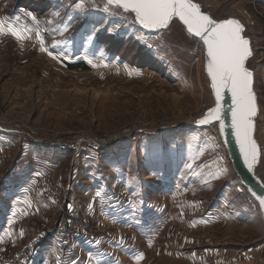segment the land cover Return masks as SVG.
Wrapping results in <instances>:
<instances>
[{"label":"rangeland","instance_id":"obj_1","mask_svg":"<svg viewBox=\"0 0 264 264\" xmlns=\"http://www.w3.org/2000/svg\"><path fill=\"white\" fill-rule=\"evenodd\" d=\"M192 2L250 41L264 183V0ZM0 18V264H264L217 123L188 124L212 96L201 41L108 0H0Z\"/></svg>","mask_w":264,"mask_h":264},{"label":"snow or ice","instance_id":"obj_2","mask_svg":"<svg viewBox=\"0 0 264 264\" xmlns=\"http://www.w3.org/2000/svg\"><path fill=\"white\" fill-rule=\"evenodd\" d=\"M135 14L136 22L144 30L166 29L174 19L186 26L187 32L199 37L207 48V72L215 90L217 107L209 109L207 118L200 121L209 123L211 119L221 120L220 101L223 91L231 94V128L240 145L245 160L256 159L257 146L252 137L253 121L257 108L252 91L253 74L245 66L252 55L250 41L242 33L243 25L235 19L221 22L204 14L200 6L192 0H108ZM5 31V21L0 20V33ZM19 36L15 28L9 29ZM221 128L224 125L221 124ZM191 167V165H189ZM251 167V165H249ZM255 196L256 193H253ZM264 206V196H256Z\"/></svg>","mask_w":264,"mask_h":264},{"label":"water","instance_id":"obj_3","mask_svg":"<svg viewBox=\"0 0 264 264\" xmlns=\"http://www.w3.org/2000/svg\"><path fill=\"white\" fill-rule=\"evenodd\" d=\"M180 23L182 24V22H180ZM184 28L187 31L186 26H184ZM190 35L202 42V40L199 37H195L194 34H190ZM202 44H203V42H202ZM203 46L205 49V72L208 75V72H207V59H208L207 58V48H206V45H203ZM208 77H209L211 88H212L211 77L209 75H208ZM253 83H254V81H253ZM253 83H252V91H253ZM253 94L255 96V104H256V108H257L256 114H258L259 107L257 104V98H256V94L254 92H253ZM212 95H213V98L215 101V105L211 109L216 108L218 106L217 101H216L215 90L213 88H212ZM231 104H232V101H231L230 92H228L227 90L223 91L222 99H221L220 105H219L221 108L222 119L221 120L211 119L209 121V123H206V124L200 123V121L205 120L207 118V114L209 112V110H208L205 113V115H203L197 121V124L194 127H200L201 128V127H206V126H210L211 124L217 123L218 131H219V134H220V137L222 140V144L226 148L227 153H228L229 158H230V161L234 167V170L241 180L242 187L245 188L247 190V192L258 203H260L259 200H257L256 196H264V183L261 181L260 177L258 176L257 168H256L259 164V159L261 157L260 148L258 146L257 141L255 140L256 125H255V123H253V131H252V137H253V140L255 141L256 146H257L256 159L252 160L251 157H249V159L246 162L244 154L240 151V145L236 140L235 132L231 128V112L229 110L231 107ZM221 124L224 125L223 129L221 128ZM249 165H251V167H249ZM253 193H256V195L254 196ZM261 207H262V211L264 214V206L261 205Z\"/></svg>","mask_w":264,"mask_h":264},{"label":"crops","instance_id":"obj_4","mask_svg":"<svg viewBox=\"0 0 264 264\" xmlns=\"http://www.w3.org/2000/svg\"><path fill=\"white\" fill-rule=\"evenodd\" d=\"M4 16H6V14H5ZM0 20L5 21V24H7V25H11V24H12L11 21H7L5 18H4V19H1V18H0ZM8 23H9V24H8ZM25 28H26V27H24V29H25ZM192 37H193V36H192ZM193 42H194V41H193L192 38H191V39L188 38V39H187V43H188V44L185 43L183 47H186L185 49L192 53V52H194V50L191 51V50H189L188 47H192V43H193ZM165 61H166L165 65H167V67H168L169 65H171V61L169 60V58H166ZM180 62H181V61H180ZM170 68H171V67H170ZM187 77H188V76H184L183 78H184V79H187ZM207 81H208V85H209L210 93H212V92H211V91H212V88H211L210 80L207 79Z\"/></svg>","mask_w":264,"mask_h":264},{"label":"built area","instance_id":"obj_5","mask_svg":"<svg viewBox=\"0 0 264 264\" xmlns=\"http://www.w3.org/2000/svg\"><path fill=\"white\" fill-rule=\"evenodd\" d=\"M215 105V101H214V98H213V95L211 96L210 98V101L208 104L205 105V108L203 109L202 113L200 115H196L195 117H193L192 121H189L188 124H190L192 127H194L196 124H197V121L203 116L205 115V113L211 109L213 106ZM257 173H259L257 171Z\"/></svg>","mask_w":264,"mask_h":264},{"label":"bare ground","instance_id":"obj_6","mask_svg":"<svg viewBox=\"0 0 264 264\" xmlns=\"http://www.w3.org/2000/svg\"><path fill=\"white\" fill-rule=\"evenodd\" d=\"M205 52V51H204ZM187 83V82H186ZM185 82L182 81V84L185 85L186 84ZM189 84V83H188Z\"/></svg>","mask_w":264,"mask_h":264}]
</instances>
